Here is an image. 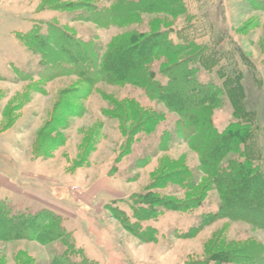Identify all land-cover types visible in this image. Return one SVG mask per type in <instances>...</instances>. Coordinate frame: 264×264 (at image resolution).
Masks as SVG:
<instances>
[{"label": "rangeland", "instance_id": "obj_1", "mask_svg": "<svg viewBox=\"0 0 264 264\" xmlns=\"http://www.w3.org/2000/svg\"><path fill=\"white\" fill-rule=\"evenodd\" d=\"M85 1L0 0V202L61 214L79 258L93 264H219L217 258L246 243L264 248V229L238 218L222 217L188 236L203 215L219 211L217 191L194 210L145 204L149 189L179 172L193 173L196 187L166 184L153 192L184 204L211 184L201 172L200 153L176 135L177 115L133 85L91 86L60 74L64 65L53 70L59 73L55 78L45 79L42 57L23 43L33 29L48 34L51 24L105 55L123 35L148 33L154 19H171V39L196 43L209 59L196 62L198 80L225 90L213 125L220 132L232 120L254 126L259 118L262 125L264 0H180L182 14L171 18L141 10L130 27L102 25L86 10H74ZM88 1L109 11L119 5V0ZM145 109L165 119L148 135L136 132V112ZM254 136L249 147L256 143L263 154L264 136L259 142ZM63 252L59 242L0 240V264H60Z\"/></svg>", "mask_w": 264, "mask_h": 264}, {"label": "trees", "instance_id": "obj_2", "mask_svg": "<svg viewBox=\"0 0 264 264\" xmlns=\"http://www.w3.org/2000/svg\"><path fill=\"white\" fill-rule=\"evenodd\" d=\"M163 1L119 0V5L109 11L87 0L85 4L76 5L74 10H86L94 16V21L102 25L117 22L129 27L141 10L144 13H165L171 18L182 14L180 0ZM169 20L156 18L150 24V32L135 30L123 35L105 55L92 43L91 46L85 44L51 24L48 34L33 29L23 37V43L42 57L47 68L43 73L45 79L55 78L59 73L54 74L53 70L57 65H64L60 74L77 76L91 86L98 83L133 85L177 115L176 135L200 153L201 172L211 184L205 186V195L202 190L184 204L165 201L153 192L166 184L182 190L194 189L193 173L179 172L168 180L160 181L162 186L149 189L143 196L145 204L169 210H194L202 206L206 194L217 191L222 202L219 211L203 215L189 237L222 217L238 218L264 229V153L258 152L256 143L249 147L252 134L256 135V142L264 136V123L263 126L258 124L259 118H255L254 126L242 120H232L222 132L213 125L214 110L225 104V90L198 80L200 69L195 67L196 62L203 65L209 59L205 60L204 49L194 42L175 43L170 37L172 25ZM89 61L93 62L92 65ZM157 62L159 67L154 69ZM157 73L164 77L163 81ZM178 73L181 76L176 79L175 74ZM144 112L141 115L136 112V132L152 134L165 121L164 116L149 109ZM64 222L62 216L50 209H22L12 203L0 202V240H31L42 245L59 242L65 247V252L58 255L56 262L93 264L79 258L82 253L73 242V232L66 231ZM234 253L217 258L219 264H259L264 260V248L255 241L246 243Z\"/></svg>", "mask_w": 264, "mask_h": 264}, {"label": "crops", "instance_id": "obj_3", "mask_svg": "<svg viewBox=\"0 0 264 264\" xmlns=\"http://www.w3.org/2000/svg\"><path fill=\"white\" fill-rule=\"evenodd\" d=\"M47 209H50V210H52L51 208H47ZM52 211H54V210H52ZM55 212V211H54ZM57 213V212H56ZM59 214V213H58ZM61 215V214H60Z\"/></svg>", "mask_w": 264, "mask_h": 264}]
</instances>
